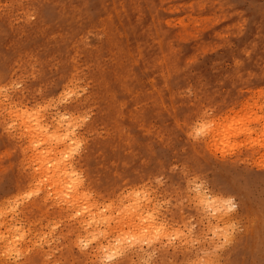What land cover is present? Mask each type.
<instances>
[{"label":"rangeland","instance_id":"1","mask_svg":"<svg viewBox=\"0 0 264 264\" xmlns=\"http://www.w3.org/2000/svg\"><path fill=\"white\" fill-rule=\"evenodd\" d=\"M19 109L38 111L49 126L58 116L73 122L70 162L92 208L103 219L113 213L104 220L111 217V226L101 218L106 227L93 224L108 227L106 236L94 227L99 234L85 240L91 224L82 227L73 207L34 178L32 152L13 115ZM251 110L264 114V0H0V232L9 235L11 222L18 232L10 235L23 227L21 238L11 236L17 258L0 247V264H264V144L254 139L257 129L250 133L257 144L249 145V133L230 131L227 139V132L207 131L217 119ZM129 192L142 213L147 207L144 217L163 221L168 233L160 228L166 235L159 242L151 241L157 234L139 244L124 235L131 228L124 220L139 218ZM199 192L208 194L207 206ZM109 228L126 230L120 235L134 242L122 246L120 231ZM115 234L124 253L113 250L101 262L91 248Z\"/></svg>","mask_w":264,"mask_h":264},{"label":"bare ground","instance_id":"2","mask_svg":"<svg viewBox=\"0 0 264 264\" xmlns=\"http://www.w3.org/2000/svg\"><path fill=\"white\" fill-rule=\"evenodd\" d=\"M64 97V96H63ZM253 97V96H252ZM65 99V98H64ZM252 100V99H251ZM263 104V103H262ZM250 106V105H249ZM253 106V105H252ZM256 106V105H255ZM254 106V107H255ZM260 106H262V105H260ZM11 108V107H10ZM248 108V107H247ZM250 108H251V106L248 108L249 110H250ZM260 108V107H259ZM245 109V108H244ZM241 110H243V109H241ZM14 112H13V115H14V117H16V119H18L19 121H17V124H18V122H19V124L18 125H16V126H19V128H20V132L25 136V138H26V140H27V142H28V144H27V148H29L30 150H31V152H32V155H31V157H32V159L34 160V163H35V168H33V169H35V172H36V176L34 177V178H37V180H39V181H42V182H46V184H48V186H49V189L51 190V191H47V193L49 194L50 192H52V194L54 195V197L55 198H57L56 200H60V202L61 201H64V204L65 203H67L68 204V206L70 205V207L73 209V210H75L74 212H76V214L74 215V217H76V215L78 216H80V217H77V218H79L78 220L80 221V223L82 222V224L84 223V224H87V226L88 225H90L89 226V228H90V232H89V229H88V233H87V230L85 231L87 234H85L84 233V236H82V234H81V236L83 237V238H85V240H86V238H88L89 239V237H87V236H90V238H92L93 240L95 239V237L93 236L94 234L96 235V233L98 232V234H99V231H100V229H104V228H98L97 226H93V224H98V222L99 223H101V219H103V218H101V216L103 215V213H100V216H99V212H96L93 208H92V206H94V204L92 203V202H90V200H88V197H90V195L88 196L87 194H86V192L85 191H83L82 189H81V187H80V180H79V177H78V175L75 173V171H74V169H73V165H72V162H70L71 160H70V157L71 156H69V155H72V154H70V153H72L71 152V149H72V144H74L75 145V141H74V138H75V136H74V132H71V133H69V130H70V127H69V125H72V123L73 122H68V121H70V119H67L66 117L65 118H63V117H61V116H58L57 117V119L55 120L56 122H55V124H51L50 126L49 125H47L41 118H40V116H41V114H37L38 113V111H37V113H34V112H31V111H29V110H13ZM232 111V110H231ZM252 112H253V110H251ZM260 111V110H259ZM234 112V111H233ZM243 112V111H242ZM225 113H223V115H224ZM221 116V115H220ZM219 116V117H220ZM54 117V116H53ZM13 118V117H12ZM56 118V117H55ZM221 118V117H220ZM217 119V118H216ZM260 119H262V121H261V123L258 125V126H255V125H250L249 123L250 122H258V121H260ZM53 120V119H52ZM219 120V121H218ZM207 122V121H206ZM205 122V123H206ZM52 123V122H51ZM12 124V123H11ZM75 124V123H74ZM198 124H200L199 122H198ZM203 124V123H202ZM254 124V123H253ZM73 126V125H72ZM200 126H202V125H200ZM197 127H199V126H197ZM203 127V126H202ZM208 127V126H207ZM206 127V128H207ZM255 129H257L258 130V135H259V137L258 136H256V137H258L259 138V140L255 137H253L254 139H256L257 141H259L258 142V144L260 145V143L261 144H264V140H263V137H264V114H257V112L255 113V112H253V113H251V112H248V111H245L244 113H239V112H234V114H231V115H227V116H224L221 120L220 119H217V121H215L211 126H209V128H208V132L210 133H213L214 131L215 132H220L221 133V137L224 135V134H226V132H227V135L225 136L226 138H227V136H228V138H229V135H231L229 132L231 131H238V133L239 132H243V133H247V134H244L245 135V138H246V136H248V133H249V137H250V139L247 137V139H249L248 140V142H247V144L249 145V141H250V144H257V141L255 142L254 141V139L252 138L251 139V136H250V133L251 132H253V131H255ZM197 130V129H196ZM198 130H201V129H198ZM205 130V129H204ZM201 132H202V130H201ZM206 132V131H205ZM257 132V131H256ZM256 132H253V134L255 135V133ZM208 133V134H209ZM73 134V135H72ZM200 134H202V133H200ZM206 134V133H205ZM215 134V133H214ZM223 134V135H222ZM235 136L236 135H238L237 133H233ZM240 134V133H239ZM257 134V133H256ZM217 136L215 137L216 139H214L212 136H210V138L212 137L213 138V140H217V138L220 136V135H218V134H216ZM234 135H233V137H234ZM253 135V136H254ZM233 137H230V138H233ZM211 138V139H212ZM227 138V139H228ZM245 138H244V140H245ZM76 139H78L77 137H76ZM75 139V140H76ZM209 139V138H208ZM234 139V140H233ZM232 139V141H235V138H233ZM246 139V140H247ZM79 140V139H78ZM210 140V139H209ZM213 140H212V144H213ZM251 140H253L252 141V143H251ZM229 141H231V140H228V142L226 143V144H228V145H226L227 147L230 145L231 146V142H229ZM209 143V145L211 144V141L210 142H208ZM225 143V142H224ZM230 143V144H229ZM237 143V141H235V144ZM239 143V142H238ZM236 144V145H239V144ZM243 143V142H242ZM232 145H234V143L232 142ZM244 145V144H243ZM218 146H222V145H218ZM217 147V146H216ZM227 147H223V149H229L230 151H231V147H229V148H227ZM234 147H235V145H234ZM237 147V146H236ZM74 148V147H73ZM210 148V147H209ZM232 149H234L233 148V146H232ZM236 149V148H235ZM228 150V152H230ZM262 150V149H261ZM221 151V150H220ZM227 151V150H226ZM76 152V151H75ZM261 153L263 152V151H260ZM222 153V152H221ZM259 153V152H258ZM257 155H259V159L261 160L262 158H260V154H257ZM262 157L264 156V155H261ZM257 157V156H256ZM258 158V157H257ZM256 159V158H255ZM258 159V160H259ZM259 160V161H260ZM262 161H264V159H262ZM33 163V164H34ZM263 163V162H262ZM261 163V164H262ZM264 164V163H263ZM34 172V173H35ZM78 172V171H77ZM33 178V179H34ZM80 178H81V176H80ZM40 182H38V184H39ZM37 184V183H36ZM41 184V183H40ZM37 186V185H36ZM40 186V185H39ZM198 186V185H197ZM145 188V187H144ZM31 189H33V188H31ZM37 189V188H36ZM84 189H86V188H84ZM202 188H200V190H201ZM39 190H40V188H39ZM45 190H47V189H45ZM137 190V189H136ZM142 190V189H141ZM145 190V189H144ZM25 191V190H24ZM125 191H127V190H125ZM130 191V190H129ZM139 191L140 190H138V193H139ZM36 192H37V190H36ZM88 192V191H87ZM142 191H140V193H141ZM145 192H147V190H145ZM201 192V191H200ZM200 192L198 193V194H200ZM204 192V191H203ZM43 193V192H42ZM46 193V192H45ZM45 193H44V195H45ZM132 193V192H131ZM131 193L129 192V195H131ZM137 193V194H138ZM139 193V194H140ZM48 194H46V195H48ZM51 194V193H50ZM49 194V195H50ZM51 194V195H52ZM134 194H136V193H134ZM134 194L132 193V196L131 197H133L134 199H136L135 201H133L132 199L130 200V201H133V202H135V205H134V203L133 202H131L133 205V207H134V211H132V213L134 214V212L136 213V214H134V216H136L137 215V217H139L138 218V221L136 220V222H134L133 220V222L132 221H130V222H127V219H125L124 220V223H126V225L127 224H130L131 226H129V227H131L132 228V230H131V228H130V231H131V233H130V231H129V229H127L128 230V232H124V231H126V230H122V231H120V230H118L117 229V232L118 231H120L119 232V235H120V233H128V234H124V235H126V237H128V235L129 234H131L132 235V237L134 238V237H136V238H134V241H137V242H134L133 241V239H131L135 244L137 243V244H139L138 242H140L141 243V239L143 238V239H145V236H143V235H146L147 237V240L146 241H148L149 240V238L151 237L150 235H152V234H157V235H155V236H153L152 235V240H151V238H150V240L151 241H154V240H157L158 242H159V240H160V238L159 237H161V236H165L166 234H165V232L163 231V234H160V233H162V231L161 230H165L166 228L164 227V228H162L161 226V223L160 222H163V221H160L159 223H160V225H159V223H157L155 220H156V218L154 219V220H152L153 219V217L151 218V216H153V215H145L146 217L148 216L149 217V219H147L146 217H144V214L145 213H147L148 214V212H146L147 211V207L145 208V210H144V213H142V208H141V206H140V208H139V205H142V202H141V204H140V202H139V205L137 204V202L140 200H137L138 198V196H135L134 197ZM138 194V195H139ZM143 194V193H142ZM148 194V193H147ZM143 195L144 197H147L148 195ZM207 194V193H206ZM48 195V197H50ZM53 195H52V197H53ZM200 195H202V196H200ZM199 195V198L198 199H200V197H201V201H202V199H203V201L205 202V204H204V202L203 203H201V201H198V203L200 202L201 203V205L202 204H204L203 206H207L208 205V201H205L204 199H207L206 197H207V195H205V194H200ZM42 196V195H41ZM125 196H128V195H125ZM142 195H141V197H143ZM204 196H206V197H204ZM212 196V195H211ZM211 196L209 197V199L211 200ZM216 196V195H215ZM45 197V196H44ZM130 197V198H131ZM140 197V196H139ZM140 197V198H141ZM51 198V197H50ZM54 198V199H55ZM120 198V197H119ZM127 198V197H126ZM148 198V197H147ZM150 198H153L152 196L150 197L149 196V198H148V200H150ZM214 198V196H212V199ZM219 197L217 196V199L216 200H214V201H212V202H215V201H218L219 199H218ZM43 199V198H42ZM143 199V198H142ZM142 199H141V201H142ZM224 199V198H223ZM223 199L220 201V205L221 206H224V201H223ZM45 200V198L43 199V201ZM53 200V199H52ZM144 201L146 200L145 198L143 199ZM148 200H147V202H148ZM210 200H209V202H210ZM224 200H226V199H224ZM95 201V200H94ZM122 201V200H121ZM129 201V202H130ZM137 201V202H136ZM143 201V202H144ZM52 202H54V201H52ZM56 202V201H55ZM54 202V203H55ZM96 202V201H95ZM128 201L127 202H123L124 203V206L127 204L128 205V203H129ZM146 202V201H145ZM146 202V206H147V203ZM153 202V201H152ZM157 202V201H156ZM207 202V203H206ZM210 203L211 205L213 204V203ZM219 202V201H218ZM59 202L57 201L56 202V204H58ZM61 203H63V202H61ZM99 203V202H98ZM119 203H122V202H119ZM122 203V204H123ZM223 203V204H222ZM60 204V203H59ZM58 204V205H59ZM99 204H101V203H99ZM105 204V203H104ZM104 204H101V206H103ZM122 204H119V205H122ZM152 205H151V207L154 205V203H151ZM159 204V203H158ZM157 204V205H158ZM210 204H209V206L207 207V208H209L210 207ZM215 205L217 204L216 202L214 203ZM218 204V205H219ZM72 205V206H71ZM96 205V204H95ZM138 206V208H137V206ZM220 205H219V207H220ZM225 205H227V202L225 203ZM229 205V204H228ZM60 206H62V204H60ZM59 206V207H60ZM64 206V205H63ZM65 206H67V205H65ZM65 206H64V208H65ZM74 206H75V208H74ZM98 206V205H97ZM97 206H95L96 208H97ZM100 206V207H101ZM123 206V205H122ZM124 206H123V209H126V208H124ZM130 204L128 205V207H132ZM159 206V205H158ZM4 207V206H3ZM94 207V208H95ZM103 207H105V206H103ZM106 207L107 208H109L110 210H111V207H110V203L108 204L107 202H106ZM105 207V209L104 210H107V208ZM113 207V206H112ZM114 207H116V206H114ZM125 207H127V206H125ZM132 207V208H133ZM143 207V206H142ZM145 207V206H144ZM150 207V206H149ZM150 207V208H151ZM212 207V209H211V211L213 210V208H214V210H216L217 212H216V217H217V215H219V213H218V208L217 209H215L216 207H213V206H211ZM5 208V207H4ZM67 208H69V207H67ZM99 208V207H98ZM117 208H118V206H117ZM122 208V207H121ZM130 208H127V209H130ZM154 208H156V207H154ZM159 208V207H158ZM206 208V209H207ZM230 208V207H229ZM10 209H11V207H10ZM102 208H100V209H96L97 211H100ZM102 209V210H103ZM123 209H120V212H122V210ZM138 209V211H140V209H141V213L139 214L138 212H136V210ZM151 209H153V208H151ZM205 209V208H204ZM13 209H11V211H12ZM100 211V212H104V211ZM115 210V209H114ZM118 210H119V208L117 209V216L118 215H120V216H118V218H120L121 217V215L122 214H118ZM131 210H133V209H131ZM131 210H126V212L123 214V215H127V213L129 212L130 213V211ZM150 210V209H149ZM156 211H157V209H155ZM209 210V209H208ZM208 210H206V211H208ZM10 211V210H9ZM8 210H7V212H6V209L4 210V214H7V213H11V212H9ZM14 211V210H13ZM71 211V210H70ZM113 211V209L111 210V211H108L109 213L110 212H112ZM152 211H154V210H150V212L149 213H151ZM74 212H72L73 214H74ZM107 212V213H108ZM210 212V211H209ZM214 212V211H213ZM17 213V212H16ZM70 213V212H69ZM72 213H70V214H72ZM107 213H104V215H107ZM114 213V214H115ZM128 213V215L127 216H129L130 217V214ZM205 213V212H204ZM221 213H222V211H221ZM225 213H227V212H225ZM225 213H224V216H225ZM15 214V213H14ZM102 214V215H101ZM133 214H131V216L133 215ZM154 214V213H153ZM155 214H157V213H155ZM9 215V214H8ZM12 215V214H11ZM11 215H9L10 217H11ZM109 215H111V213L109 214ZM109 215H108V217H109ZM112 215H113V213H112ZM112 215H111V217H112ZM139 215H141V216H139ZM221 215H223V214H221ZM220 215V217H217V219L218 218H221L222 216ZM230 215V214H229ZM15 216H16V214H15ZM115 216V215H114ZM126 216V217H127ZM134 216H132V218H135ZM154 216H156V215H154ZM223 216V217H224ZM14 217V216H13ZM12 217V218H13ZM72 217H73V215H72ZM72 217H69V218H72ZM73 217V218H74ZM106 217V216H105ZM105 217H104V219H103V221L105 220ZM108 217H106V219L108 218ZM110 217V219L112 220V218ZM226 217H228V216H226ZM226 217L225 218H221V219H225L226 220ZM2 218V217H1ZM76 218V219H77ZM101 218V219H100ZM117 218V217H116ZM123 217H121V219H122ZM132 218H130V219H132ZM3 219V218H2ZM6 219V218H5ZM8 219V218H7ZM13 219H15V218H13ZM75 219V218H74ZM110 219H108L109 221H110ZM121 219H120V221H119V219H114V221L116 222V220H118L119 221V223L121 222L122 223V221H121ZM129 219V220H130ZM214 219V218H213ZM217 219L216 220H214L215 222H217ZM221 219H220V221L219 222H221ZM229 219V218H228ZM4 220V219H3ZM2 221V220H1ZM4 221H6V220H4ZM8 221H9V219H8ZM15 221V220H14ZM52 221V220H51ZM77 221V220H76ZM109 221H106L107 222V224L108 225H110V223H108ZM157 221H158V219H157ZM165 221V220H164ZM222 221H224V220H222ZM228 221V220H227ZM18 222V221H17ZM106 222L104 221V223L106 224ZM112 222H113V220H112ZM132 222V223H131ZM230 222V221H229ZM1 223V222H0ZM114 223V222H113ZM118 223V222H117ZM121 223L119 224V225H121ZM166 223V222H165ZM227 223V222H226ZM2 224V223H1ZM3 224H5V222L3 223ZM8 224V223H7ZM16 224V223H15ZM15 224H14V226H15ZM22 224V223H21ZM77 224H79L78 223V221H77ZM84 224H83V226L82 225H80V226H82V227H85L84 226ZM102 224V223H101ZM222 224H224V223H222ZM222 224L220 223V225L222 226ZM11 228H12V225H13V223L11 222ZM10 225H9V227H10ZM100 225V224H99ZM103 225L104 224H102V226H100V227H103ZM107 225V226H108ZM125 224H123V227H125L124 226ZM166 225H167V223H166ZM165 225V226H166ZM219 225V226H220ZM228 225V226H227ZM226 226L225 225H223V227L225 228H227V227H229V225L230 224H227ZM3 227H5L4 229H6L7 228V226H4V225H2ZM49 226H52V225H49ZM54 226V225H53ZM105 227H106V225H104ZM111 226V225H110ZM112 226H115V225H112ZM122 226V225H121ZM216 226H217V223H216V225H214L213 227V229H216ZM2 227V228H3ZM8 227V228H9ZM17 227H19L18 225L16 226V228ZM20 227H22L21 225H20ZM55 227V226H54ZM94 227H97V229H99V231H96L95 232V230H94ZM116 227V226H115ZM118 227V226H117ZM116 227V228H117ZM128 227V226H127ZM10 228V231L13 229H11ZM50 228H53V227H50ZM79 228V227H78ZM108 228V227H107ZM106 228V229H107ZM110 228H112V227H110ZM109 228V231L111 230ZM119 228H121L120 226H119ZM161 228V230H159ZM226 228H225V231H227V232H229L228 230H226ZM18 229V228H17ZM17 229H13L14 231L16 230V232H18L17 231ZM22 230H23V227L21 228ZM54 229V228H53ZM83 229V228H82ZM85 229V228H84ZM87 229V228H86ZM96 229V230H97ZM106 229H104L106 232H104V230H102L104 233H105V236H106V233H107V230ZM0 230H2V229H0ZM22 230H19V233H21L20 231H22ZM51 230V229H50ZM168 230V229H167ZM178 230V229H177ZM177 230H175L174 231V229H173V231H174V235L173 236H175V235H177V233H175V232H177ZM224 230V229H223ZM222 230V231H223ZM4 231V230H3ZM3 231H1L0 232V240H2V244L1 245H6L5 247L7 248H5V247H3V246H0V247H2V248H4L5 250H8V249H12V254H13V251H14V247L16 246L15 245V240H17V238H15V240L13 241V239H12V237L14 236L13 234H11L10 235V231H9V235L8 234H6V232L8 231L7 229H6V232H5V234H2L3 233ZM13 231V232H14ZM25 231V230H24ZM52 232H53V230H51ZM113 231V230H112ZM112 231H110L109 233H111L112 234ZM166 231V230H165ZM172 231V232H173ZM12 232V231H11ZM78 231H76V233H77ZM84 232V231H83ZM113 232H115V231H113ZM117 232H115V233H117ZM171 232V231H170ZM171 232V233H172ZM16 234V236L18 237L20 234ZM31 233V232H30ZM47 233H48V231H47ZM100 233H102L101 231H100ZM104 233L103 234H101L102 236L104 235ZM108 233V234H109ZM166 233H168L167 231H166ZM171 233H169V234H171ZM178 233H181L180 231L178 232ZM221 233H225L224 231L223 232H221ZM2 234V235H1ZM15 234V233H14ZM97 234V235H98ZM107 234V235H108ZM148 234H149V238H148ZM165 234V235H164ZM222 234V236L224 237V235L226 234H224L223 235ZM228 234V233H227ZM13 235V236H12ZM101 235H99L100 237H101ZM116 236V238L114 237V235H113V238H111V241L110 242H108L107 240V244H104V243H101V242H103V241H101L100 242V240L98 239V245L97 246H95V248H91V249H94V251H95V249H96V251H97V253L96 254H99L100 256H102L103 255V257H98V256H96L99 260H101V262H102V260H104L103 258L104 257H106V258H108L110 255V257H112L113 258V256H114V254L112 253L113 252V250H114V252H115V250H120L121 248H120V246H119V243L121 244L123 241V243H122V246L123 245H125V242L127 241V240H125V239H127V238H125L123 235H120L121 237L123 236V239H122V242H118L117 243V246H116V244H114V240L112 241V239H115V241H118V239H119V241H121L120 239L121 238H119L118 236L119 235H117V234H115ZM229 235H230V233H229ZM12 236V237H11ZM16 236H14V237H16ZM74 236V235H73ZM79 235H77V239H80V237H78ZM109 236L110 235H108V239H109ZM112 236V235H111ZM157 236H158V238H159V240H158V238H157ZM180 236V235H179ZM235 236V235H234ZM20 238H21V236H19ZM18 237V238H19ZM23 237H24V234H23ZM36 237V236H35ZM117 237H118V239H117ZM131 236H130V238H132ZM139 237H142L141 239H139ZM167 238H166V240L169 238L170 239V237H168V236H166ZM175 237H177V236H175ZM174 237V238H175ZM225 237H231V235L230 236H227V235H225ZM43 238V237H42ZM45 238H46V236H45ZM44 238V239H45ZM57 238V237H56ZM73 238V237H72ZM75 238V237H74ZM98 238V237H97ZM96 238V239H97ZM106 238V237H105ZM105 238H101V239H105ZM106 238V239H107ZM130 238H128V241L129 242H126L127 244H129L130 242H131V240H130ZM138 238V239H137ZM154 238H156V239H154ZM235 238V237H234ZM117 239V240H116ZM137 239V240H136ZM168 239V240H169ZM228 239V238H227ZM19 240V242H20V239H18ZM35 240V239H34ZM42 240V239H41ZM71 240V239H70ZM81 240H84V239H81ZM81 240H79V241H81ZM91 239H89L88 240V242L90 241ZM139 240V241H138ZM145 240H143L144 242H146ZM149 240V242H151ZM162 240V239H161ZM165 240V241H166ZM229 240V239H228ZM47 239H46V241H45V243L47 244ZM72 241V240H71ZM76 241V240H75ZM14 242V243H13ZM19 242H17L18 244H19ZM21 242H22V239H21ZM34 243L35 242H37V241H33ZM41 242V241H40ZM87 242V243H88ZM112 242H113V244H112ZM132 242V244H134ZM229 242V241H228ZM16 243V244H17ZM38 243H39V241H38ZM44 243V242H43ZM72 243H74L73 241H72ZM76 243V242H75ZM74 243V244H75ZM77 243H79L78 241H77ZM91 243V242H90ZM146 243H148V242H146ZM14 244V246H12ZM41 244V243H40ZM39 244V245H40ZM97 244V243H96ZM95 244V245H96ZM126 244V245H127ZM131 244V243H130ZM143 244V243H142ZM161 244H163V243H161ZM166 244V243H165ZM20 245V244H19ZM77 245V244H76ZM84 244L82 243V246H83ZM114 245V246H113ZM8 246V247H7ZM41 246V245H40ZM81 245H80V243L78 244V247H82ZM85 246V245H84ZM117 248H116V247ZM119 246V247H118ZM121 246V247H122ZM17 247V246H16ZM77 247V248H78ZM94 247V246H93ZM127 247V246H126ZM129 247V246H128ZM1 248V250H3ZM25 248V247H24ZM84 248V247H83ZM120 248V249H119ZM19 249V248H18ZM22 249V248H21ZM20 249V250H21ZM25 249H27V248H25ZM90 249V250H91ZM123 249H125V247H123ZM17 250V249H16ZM19 250V251H20ZM29 250H30V247H29ZM79 250V249H78ZM128 250V249H127ZM4 251V250H3ZM9 251V250H8ZM8 251H6L5 253L7 254V252ZM18 251V250H17ZM18 251V252H19ZM27 251V250H26ZM44 251V250H43ZM89 251V250H88ZM93 251V250H92ZM91 251V253H93L92 255H94L95 253L94 252H92ZM121 251H122V249H121ZM131 251V250H130ZM2 252V251H1ZM1 252H0V254H1ZM90 252V251H89ZM123 252V251H122ZM122 252H120V253H122ZM126 252V251H125ZM3 253V252H2ZM9 253V252H8ZM11 253V252H10ZM10 253H9V255H10ZM14 253H15V255H16V253L17 252H15L14 251ZM116 253H119V252H116ZM124 253V252H123ZM19 254H21V253H19ZM102 254V255H101ZM113 254V255H112ZM2 255V254H1ZM0 255V256H1ZM5 254L3 253V256H4ZM115 255H117V254H115ZM6 256V255H5ZM8 256V255H7ZM11 256V255H10ZM19 256V255H18ZM108 256V257H107ZM126 256H128V255H126ZM2 257V256H1ZM15 257V256H14ZM88 257V256H87ZM90 257V256H89ZM95 257V256H94ZM93 257V258H94ZM95 257V258H96ZM15 258H17V255H16V257ZM102 258V259H101ZM131 258V257H130ZM129 258V259H130ZM89 259V258H88ZM96 260V259H95ZM109 260H111V259H109ZM98 261V260H97ZM104 261H106V260H104ZM104 261H103V263H104ZM108 261V260H107ZM130 261H131V259H130ZM100 263V262H99ZM129 264H130V262H129Z\"/></svg>","mask_w":264,"mask_h":264}]
</instances>
